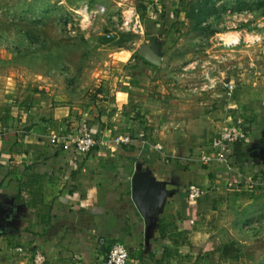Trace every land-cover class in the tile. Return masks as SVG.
I'll use <instances>...</instances> for the list:
<instances>
[{
    "label": "crops",
    "instance_id": "0c3cea01",
    "mask_svg": "<svg viewBox=\"0 0 264 264\" xmlns=\"http://www.w3.org/2000/svg\"><path fill=\"white\" fill-rule=\"evenodd\" d=\"M255 32L251 46L239 43L242 37L248 41L241 32L237 46L221 41L222 48L210 46L200 60L215 76L222 64L237 65L242 88L228 109L218 91L182 99L173 86L167 97L162 80L151 70L145 78L131 76L127 64L97 68L95 83L82 82L79 64L76 78L69 64L59 75L54 67L47 73L0 74V264H28L27 253L16 249L25 243L39 245L47 264H106L107 243L116 240L129 248L127 264H194L197 249L207 252L222 239L226 244L230 236L242 235L246 225L264 217V186L249 183L264 172V41L255 38ZM157 41L163 51L165 42L157 37L151 42ZM161 62L164 68L163 54ZM190 63L196 66V58ZM246 64H252L251 72ZM100 76L103 81L98 83ZM93 85L99 93L88 96ZM184 100L206 103L209 117L219 116L220 122L226 112L243 114L249 136L230 148L232 169L216 161L205 164L203 156L192 155L202 148L201 136L184 138L186 131H175L179 116L171 129L182 136L165 143L152 139L151 132L160 131L165 107H181ZM216 101L224 105L218 114ZM84 130H91L100 142L83 157L74 142ZM140 132H145V142L111 143L120 133L136 137ZM159 142L164 152L154 148ZM237 144L240 151L235 155ZM177 151L183 156L178 158ZM141 169L169 190L165 204L148 222L132 198L133 176ZM191 183L206 189L195 201L188 198ZM22 214L29 216L23 230Z\"/></svg>",
    "mask_w": 264,
    "mask_h": 264
},
{
    "label": "rangeland",
    "instance_id": "374dc122",
    "mask_svg": "<svg viewBox=\"0 0 264 264\" xmlns=\"http://www.w3.org/2000/svg\"><path fill=\"white\" fill-rule=\"evenodd\" d=\"M85 5L90 11L98 7L105 8V12L97 16L92 21L93 26L89 24L88 28L84 26V14L81 15ZM127 6L137 9L143 30L130 31L116 27L117 23L122 24V12ZM164 8V12L168 13L166 16H169L166 27L161 23ZM253 30L258 33L255 38L260 36L263 42L264 0H0V74L7 75L15 71L19 74L34 71L47 73L48 67H54L53 71L59 75L58 71L69 64L74 68L72 76L76 78L79 64L82 66L79 70L82 82L92 79L95 83L94 76H98L94 72L97 68H105L108 64H127L126 71L131 69L128 71L131 76L145 78V73L151 70L155 79L162 80L167 97L172 96L173 86L178 89L176 91L182 99H187L193 93L205 95L218 91L228 109L231 103H235L238 89L242 88L238 85L241 81H238L237 65L222 64L220 72L212 76L220 82L208 88L206 86L211 83L206 73H212L207 68L209 65L200 60L205 59L206 49L210 46L214 45L216 50L223 47L220 36L226 38L225 42H230L229 39L235 38L237 31L247 33L248 41L242 37L239 43L251 46ZM112 32L114 35L106 36ZM153 37L165 42L163 51L161 48L165 61L163 64H166L164 68L147 66L137 57V49L141 44L152 41ZM155 46L158 47L157 44ZM232 46L235 47V44ZM195 58L196 66H188ZM246 66L247 71L251 72L252 64ZM240 68H244V65ZM102 81L100 76L97 82ZM225 81H233L236 85L232 98H227L223 93L222 84ZM99 90L96 85L88 86L86 94L96 96ZM180 103L181 107H165L163 120L159 118L158 121L160 131L151 132L152 139L162 143L171 142L174 137L177 139L182 132L174 135L171 127L173 120L179 116L181 124L175 125L174 130L186 131V136L183 133L184 138H188L189 134L201 136L202 148L192 150V155L201 158L208 154L210 136L220 126V117L214 120L209 117L212 112L204 109L206 103L188 100ZM219 104L217 101L213 104L216 105V114L224 106L223 103ZM186 114L191 117H184ZM181 156L182 152H178V158ZM21 220L23 230L29 220L28 214H22ZM244 230L242 235L233 233L234 237H229L240 248L241 259H224L221 254L224 245L222 239L215 241L207 252L197 249L198 260L194 264H264V217L253 220ZM31 245L22 244L26 249L28 264H32L34 248L41 249L39 245Z\"/></svg>",
    "mask_w": 264,
    "mask_h": 264
},
{
    "label": "built area",
    "instance_id": "2783aa9c",
    "mask_svg": "<svg viewBox=\"0 0 264 264\" xmlns=\"http://www.w3.org/2000/svg\"><path fill=\"white\" fill-rule=\"evenodd\" d=\"M159 1V0H156ZM81 15L84 14L83 17L85 21V28L93 26L92 21H95L97 16L101 15L105 12L104 7H98L95 11L89 10L87 5L83 6ZM122 24L117 23L116 27L119 29H126L130 31H137L138 29L143 30V26L141 24L140 15L137 9L134 6H127L122 12ZM240 33L235 32V37L237 39H233L231 42H225V39L220 36V40L224 43H227L228 46L237 44L240 41ZM114 35L112 33L106 34L107 37H111ZM214 75H209L206 73V78L211 83L208 88H213L220 82L217 79L212 77ZM223 93L227 98H232L236 91V85L233 81H225L222 84ZM235 106L231 105L229 107L233 108ZM249 136V126L247 125V121L244 118L242 113H225L222 117V121L220 126L217 128L211 139V151L210 153L203 156V163L207 164L212 161H216L218 163L226 165L229 169H232V158L230 154V148L236 142H245L248 140ZM145 132H140L136 137L127 133H120L111 139V143L119 146L122 144H132L134 141H146ZM52 142H56V138L53 137L51 139ZM100 142V140L93 134L91 130H84L75 140L74 145L77 152L81 156H86L90 154V152L94 149V147ZM154 148L158 151L164 152V146L161 143H155ZM249 183L252 187L264 186V172L260 174L257 179L251 178ZM188 198L191 201H195L202 195L206 193V189L196 183L189 184L188 188ZM100 243L102 245H106L107 240L105 238L100 239ZM17 251L22 254H26V249L23 246H17ZM130 259V251L126 243L121 241H113L110 244V249L105 256L106 264H127ZM32 264H47V258L44 252L41 250H37L34 252Z\"/></svg>",
    "mask_w": 264,
    "mask_h": 264
},
{
    "label": "water",
    "instance_id": "95a60500",
    "mask_svg": "<svg viewBox=\"0 0 264 264\" xmlns=\"http://www.w3.org/2000/svg\"><path fill=\"white\" fill-rule=\"evenodd\" d=\"M137 54L155 66L161 65V47L153 42H145L137 49ZM169 190L165 182L156 179L147 170H137L133 176L132 198L142 216L148 222L165 204Z\"/></svg>",
    "mask_w": 264,
    "mask_h": 264
},
{
    "label": "trees",
    "instance_id": "16d2710c",
    "mask_svg": "<svg viewBox=\"0 0 264 264\" xmlns=\"http://www.w3.org/2000/svg\"><path fill=\"white\" fill-rule=\"evenodd\" d=\"M166 11V10H165ZM166 15H168V13L167 12H164L163 11V18H161V23H162V25L164 26V27H166V26H168V20H169V16H166ZM157 46H162V42L161 41H157ZM137 57L139 58V59H141L144 63H146V64H150L151 65V63L150 62H147L145 59H143L141 56H139L138 54H137ZM134 137H135V133L134 134H132ZM240 151V145L239 144H237L236 145V147H235V151H233V154H235L236 155V152H239ZM116 241H119V240H116ZM122 242V241H121ZM110 244L111 243H107V247L105 248V252H106V255H107V252L109 251V249H110ZM20 246H22V244H20ZM24 247V246H23ZM34 250L35 251H37V250H41V249H39V248H34ZM42 251V250H41ZM42 252H44V251H42ZM241 250H240V248L239 247H237V245H236V242H228V243H226V244H224L223 246H222V249H221V254H222V256L224 257V259H232V260H239V259H241Z\"/></svg>",
    "mask_w": 264,
    "mask_h": 264
},
{
    "label": "bare ground",
    "instance_id": "6f19581e",
    "mask_svg": "<svg viewBox=\"0 0 264 264\" xmlns=\"http://www.w3.org/2000/svg\"><path fill=\"white\" fill-rule=\"evenodd\" d=\"M232 39V40H231ZM231 39H229L231 42L233 41V39L235 40L236 39V37L235 38H231Z\"/></svg>",
    "mask_w": 264,
    "mask_h": 264
}]
</instances>
